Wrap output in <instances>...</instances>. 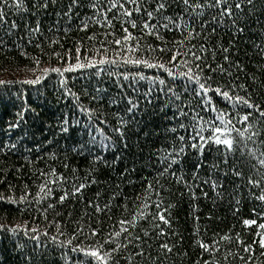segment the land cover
<instances>
[{"label":"trees","instance_id":"trees-1","mask_svg":"<svg viewBox=\"0 0 264 264\" xmlns=\"http://www.w3.org/2000/svg\"><path fill=\"white\" fill-rule=\"evenodd\" d=\"M100 2L107 5V0ZM68 3L69 0H60L48 9L39 11L32 9L30 4L27 11L5 9L7 23L0 24V80L7 82L0 85V195L6 197L0 200V224L9 229L19 226L16 233L0 231V264H69L63 254L67 253L73 261L79 254L69 252L67 245L61 248L59 242L70 239L73 234L76 236L73 244L80 243L85 247L99 242L108 248L109 239L126 244L124 236L128 234L121 232L117 237L114 233L120 231V220L133 219L134 216L137 217L135 226L124 227H129L132 236L140 235L146 240L143 247L146 254L151 252L152 256L149 264H203L209 255L199 247L198 241L210 244L218 241L216 247L220 251L215 253L213 259H219L221 264H243L239 255L247 258L249 253L243 252V245L237 237L244 244H249L259 240L256 233L264 232L258 227L259 223H264V216L259 215L264 210V202L254 198V194L259 195V190H250L246 181L231 174L225 176L223 173L228 169L223 165L220 171L210 169L209 165L219 155L210 146L205 147L202 157L195 150L186 149L179 163L170 169L175 176L168 173L157 176L161 167L158 149L169 147L177 135H185L186 141L189 139L191 129L185 132L178 128V124L190 123L191 112L188 116L174 118L176 108L166 102L167 98L160 91L163 86L158 87L150 79L132 82L128 87L129 81H124L120 73H134L135 69L131 66H107L115 73L111 76L108 71H100L97 75V68L65 72L63 77L52 71L43 73L45 68L66 66L67 57L57 59L53 52L71 50V62L74 63L78 45L83 58L84 55H91L94 47L100 49V42L104 40L108 41L106 47H117L111 44L112 37L105 34L114 31L115 38L123 36L121 21L112 19L115 9L108 13L115 26L109 28L101 26L103 18L94 15L89 0H81L80 6L74 8L70 16H64ZM257 9L251 15L245 9L237 16V22L245 28L244 33L234 35L225 20L207 40H193L192 44H204L209 49H215L217 42L230 47L229 41L232 40L234 47H230V61L225 62L224 54L216 50L215 59L211 52L204 54L206 62L213 69L217 64L229 69L230 63L239 62L244 71L233 67L229 69L233 75L227 76L218 69L209 72L205 68L204 74L213 77L214 86L244 84L252 100L264 108V56L257 55L258 48L253 46V43L259 45L264 36V4H260L259 0ZM205 15L210 18L209 13ZM85 17H92L86 30L81 26ZM96 19H100L101 24H97ZM37 23L40 31L29 33V28H34ZM12 24L16 27H10ZM129 31L140 35L139 29L129 27ZM93 35L95 39L87 38ZM165 35L172 40L178 38L179 33L173 31ZM141 43L158 44L159 41L152 36H144ZM37 44L40 47H36ZM193 50L198 51V48ZM107 55L111 57L113 52L109 51ZM168 55L170 53L165 54V60ZM37 59L39 65L36 64ZM143 72L149 77L156 76L169 82L171 79L162 70L143 69ZM253 75L257 78L255 82L251 79ZM38 76L41 80L37 84L23 83ZM121 83L125 85L124 88L118 86ZM178 85L179 82L174 87L182 91ZM65 86L78 99L67 94ZM150 88L151 103H147L144 94ZM96 89H100V92L97 93ZM235 91L245 95L239 88H235ZM127 96L139 100V109L134 113L125 110ZM112 99L119 102L112 104ZM214 99L218 107H224L221 97ZM188 103L195 106L196 99L190 97ZM80 105L96 110L94 121L95 117H101L107 123L96 122L95 128H87V115L79 110ZM25 106L28 110L19 122L20 127L9 129L8 124L17 121L16 113ZM197 111L200 109L197 108ZM240 114H244L243 109ZM200 115L208 118L211 114L200 111ZM119 117L124 118L125 125L120 124ZM238 119L234 116L233 123L240 128L242 125L237 123ZM64 120L69 122L68 133L60 132V124ZM116 127H122V138L113 131ZM173 127H177V133L170 131ZM97 128L112 138L106 141L111 146L101 147V132ZM10 144L17 147L9 151L7 145ZM251 147L249 143L248 148ZM73 148L77 151H73ZM237 156H241L238 163L245 173L257 175L252 170V164L258 166V162L251 160L247 149L243 155L238 152ZM96 157L101 158L99 162H95ZM198 162H202L203 166L197 168ZM64 163L68 164V168L64 167ZM73 168L77 170V179H74ZM53 169L57 176L41 175V172L50 173ZM59 175L66 178L65 183L59 182ZM178 177H183V180L178 182ZM93 178L96 182L88 183L81 193L70 195L63 203L59 201L63 190L70 192L73 183L79 184ZM54 179L58 181L57 184L49 183V187L54 189L52 195L45 196L40 192L39 185ZM206 180L209 183H204ZM212 181L217 184L215 190L211 186ZM149 183L153 189L146 192ZM21 196H25V199L21 200ZM89 201L98 203L103 211L97 212L95 207L89 206ZM145 203L147 208L143 207ZM157 203H161L162 211L167 209L164 215L170 220L169 224L153 221L151 214L157 210ZM106 204L109 208L104 207ZM140 212H144L147 219L139 218ZM245 219H255L257 223L244 225ZM154 222L160 223L165 235L155 234L156 230L152 227ZM24 228L37 229L39 239H30L33 235L31 232L25 236ZM79 228L83 232H78ZM91 229H96L98 235L92 237ZM145 231L148 232L147 237H144ZM224 235L231 237V241L222 240ZM53 236L57 237L55 242ZM162 243L172 245L173 251L156 259ZM253 249L249 264H264V256L260 255L264 249L258 244H253ZM132 250L129 246L120 264H144L138 257L131 261L126 259ZM229 251L239 255L229 256L225 261L224 256Z\"/></svg>","mask_w":264,"mask_h":264},{"label":"snow or ice","instance_id":"snow-or-ice-1","mask_svg":"<svg viewBox=\"0 0 264 264\" xmlns=\"http://www.w3.org/2000/svg\"><path fill=\"white\" fill-rule=\"evenodd\" d=\"M60 0H0V24L7 23L5 9H14L16 11H27L28 5H31L32 9L37 11L46 10L50 5H55L59 3ZM258 0H107V5L104 6L100 0H89V5L94 9V15L101 16L104 23L101 26H107L109 28H114L112 24V19H117L121 21V31L123 36L117 39L115 38L116 33L113 31L111 33L105 34L112 37L111 44L117 47L109 48L105 45L108 43L107 40L100 42V49L93 48L91 55L81 56V47L78 45L75 48V62L72 63L71 50H67L63 53L53 52V55L57 59H67L65 60L66 66L63 68L55 67L51 69H43V73L49 71L55 72L61 77H63L65 72H72L78 69H89L97 68V75L100 71H108V74L115 75L113 71H110L107 66H131L135 69V72H125L120 73V76L124 81H129L128 87H131L132 82L140 80H151L153 84H156L160 88V91L164 93L167 98L166 102L169 105H174L176 111L173 113V117L181 116L185 117L192 113L191 121L188 124L183 122L178 124L179 129H183L188 132L189 139L186 141L185 135H177L174 142H172L169 147L158 149V162L161 167L157 172V176H163L165 173L175 176L174 172H171L172 166L179 163L180 158L185 154L186 149L195 150L199 156H203L204 149L206 146L214 148L216 153L219 155L213 160L209 165L212 170H222L223 165L228 170L223 174L225 176L231 174L241 181H246L249 189H258L259 195L254 194V198L264 202V108L260 104L255 103L252 100L251 94L244 84L234 85L229 83L226 86H220L216 84L214 86L213 77L211 75H205L204 69L207 68L209 72H214L217 69L221 74H226L227 76H232L233 73L229 70L231 68H236L238 71H244L242 65L239 62L230 63L229 69H225L223 65L217 64L216 68L213 69L211 64L206 62V53L211 52L212 58L215 59V52L219 50L222 52L223 60L225 62L230 61V47H234V42L229 41L230 47H224L223 44L217 42L215 49H209L204 44L196 45L192 44L193 40L203 39L207 40L210 34H215L217 28L228 21L229 27L235 34H242L245 31L244 26L237 22V16L248 10V14H253L254 10L257 9ZM260 4H264V0H259ZM81 0H69L66 9L63 12L64 16H70L74 8L79 7ZM115 9L116 12L113 13L112 19L109 18L108 13ZM209 13L210 18L205 14ZM135 14V15H134ZM92 17H85L81 21L82 29L86 30L89 26V22ZM97 24H101L100 19H96ZM211 26V27H210ZM10 27H16L12 24ZM131 29H139L140 35L136 36L131 31ZM40 31L39 23L36 24L34 28H29V33ZM177 32L179 33L178 38L174 37L172 40H168L165 33L166 32ZM264 32V29H262ZM144 36H152L155 40L159 41L158 44L149 43L147 45L142 44L141 40ZM89 40L95 39V35L87 37ZM31 43V41H29ZM53 43H58V41H53ZM170 45V46H169ZM253 46L258 48L257 55L264 56V36L261 37V43ZM36 47H40L39 44ZM194 51L193 49H197ZM101 49L104 55L101 56ZM109 51L113 52V56L109 57L107 53ZM143 53V54H141ZM151 53L152 55H147ZM167 60L164 59L165 54H169ZM116 57L120 59L117 60ZM191 57V59H188ZM40 61L37 59L36 64L39 65ZM143 69H157L162 70L163 73L167 74L170 82L164 78H158L156 76L149 77L144 72ZM238 78V77H237ZM252 81H256V77L253 75L251 77ZM41 80V77H36L32 80L23 81V83L37 84ZM178 87L183 89L179 91ZM7 83L6 81L0 80V85ZM124 88V84L118 85ZM235 88L245 92V95H239ZM65 91L67 94L75 97V94L71 92V89L65 86ZM99 93L100 89H96ZM151 93L150 88L146 92L145 98L147 103H151ZM212 93V95H209ZM221 97L224 107H218L214 97ZM195 98V106L188 103L189 98ZM78 99V97H75ZM99 97H93V99H98ZM119 101L112 99L110 103L116 104ZM204 113H210L208 118L200 115V111ZM139 109V100L134 99L132 96L126 97V112L134 113ZM188 109V111H186ZM241 109L244 110V114L241 115ZM28 110L27 106L22 108L16 113L17 121L15 123L10 122L8 128H18L20 127V121L24 118V112ZM79 110L87 115L88 124L87 128H95L96 122L107 123L106 120H101V117H95V109L86 108L80 105ZM239 117L237 123H240L242 127H236L233 123V117ZM119 122L121 125H125L126 121L123 117H119ZM97 131L101 132L100 144L102 148H107L110 143L106 141H111L110 136L103 134L102 130L97 128ZM113 131L118 134L121 138L124 136V131L122 127H116ZM172 133H177V127L170 129ZM60 132H69V122L64 120L60 124ZM235 133V135H233ZM93 144L95 143V138L93 137ZM249 143L252 145L248 148ZM8 150H14L17 145L10 144L7 145ZM247 149V155L251 160L258 162L257 164H252V170L255 171L257 175H251L245 173L243 166L238 162L241 160V156H237V153L243 155L244 150ZM73 151L77 149L73 148ZM89 151H91L89 149ZM100 157L95 158V162L100 161ZM203 166L202 162H198L196 167L200 168ZM64 167L68 168V164L64 163ZM93 171L95 169H92ZM75 177L76 169H72ZM42 176L51 175L57 176L55 170H51L50 173L41 172ZM61 184L66 182V178L62 175L58 177ZM183 177H178L177 181L180 182ZM57 180L45 181L39 185L41 193L45 196H51L54 189L49 187V183L52 185L57 184ZM95 179L87 180V182H80L79 184L73 183L72 189L63 190V194L59 196V201L63 203L70 195L76 196L81 193L82 190L87 186L88 183H95ZM204 183H209V181H204ZM186 186H188L186 184ZM213 190L217 188L215 181L211 182ZM11 187V186H10ZM153 185L149 183L146 192L152 191ZM27 195V193H26ZM39 195V193H38ZM205 195H207L205 193ZM219 195V193H218ZM194 197V194H193ZM6 199V197L0 195V200ZM21 200L25 199V196L20 197ZM14 202V201H13ZM162 203V202H161ZM161 203H157L155 208L157 209L151 214L153 221H160L167 225L170 223L168 217L164 215L167 209L161 210ZM90 207H95L97 212L103 211L98 203L89 201ZM52 207V205H49ZM105 208H109V205H105ZM126 207V206H125ZM144 208L148 205L145 203ZM171 207V206H169ZM259 215L264 216V210H262ZM136 216L133 219H122L119 221L121 226L120 231L114 233L115 236L119 237L121 232L128 235L124 236V240L127 241L126 244L113 242L110 239L107 241L109 247L104 248V246L97 242L95 245L82 246L80 243L73 244V240L76 239L75 234L66 240L60 241L59 246L63 248L65 245L69 246L68 251L71 253H78L76 260L73 261L72 257L64 253L65 259L69 264H120V260L124 257V253L128 251L129 246L132 247V252L126 257L128 261H131L134 257H138L144 262V264H149L152 260L151 252H147L143 247L146 240L142 239L140 235L132 236L129 234L128 226H135ZM139 218L147 219L144 212L139 213ZM198 219V218H197ZM255 219H245L243 221L244 225L256 224ZM17 228L9 229L6 225L0 224V231H10L16 233ZM153 229L156 230L155 234L157 236L165 235L164 229L161 227L160 223H153ZM258 227L264 229V223H259ZM25 236H28L29 232L33 235L29 237L30 239L38 240L39 236L36 235L37 229H22ZM78 232H83L82 228L77 229ZM47 235V233H45ZM90 235L95 237L98 235L96 229L90 230ZM259 236V240H254L252 243L244 244L243 241L237 240L243 245V252L249 253L246 258L238 253H233L229 251L227 255L224 256V260L227 261L229 256L239 255V259L243 264H249L252 260V254L254 252L253 244H258L261 249H264V232L256 233ZM148 236V232H144V237ZM222 240L231 241V237L224 235L221 237ZM52 240L55 242L57 237L53 236ZM199 247L207 252L209 259L203 260V264H221L219 259H213L215 253L219 252L220 249L216 247L218 241L213 243H205L204 241H198ZM161 250L158 253L156 259H160L161 255H166L173 251V246L168 243H162L159 245ZM261 256H264V251L260 252ZM29 260L31 257L28 258Z\"/></svg>","mask_w":264,"mask_h":264}]
</instances>
